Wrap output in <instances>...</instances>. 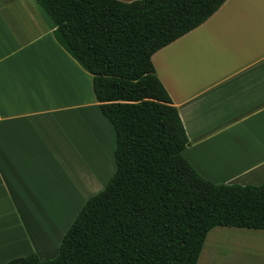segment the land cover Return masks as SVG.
I'll return each mask as SVG.
<instances>
[{
  "label": "crops",
  "instance_id": "0c3cea01",
  "mask_svg": "<svg viewBox=\"0 0 264 264\" xmlns=\"http://www.w3.org/2000/svg\"><path fill=\"white\" fill-rule=\"evenodd\" d=\"M56 25L36 0H0V264L33 252L44 260L54 228L39 220H52L55 188L69 183L64 163L86 145L88 107L100 110L92 75L57 42ZM152 61L196 170L216 183H263L264 0H225ZM220 226L197 264L203 255L220 262L219 240L232 227L240 246L224 264H264L263 228Z\"/></svg>",
  "mask_w": 264,
  "mask_h": 264
},
{
  "label": "trees",
  "instance_id": "16d2710c",
  "mask_svg": "<svg viewBox=\"0 0 264 264\" xmlns=\"http://www.w3.org/2000/svg\"><path fill=\"white\" fill-rule=\"evenodd\" d=\"M53 34L92 75L116 133V171L63 235L56 256L3 264H197L220 225L264 229V182L216 183L185 157L190 143L152 55L225 0H36Z\"/></svg>",
  "mask_w": 264,
  "mask_h": 264
},
{
  "label": "rangeland",
  "instance_id": "374dc122",
  "mask_svg": "<svg viewBox=\"0 0 264 264\" xmlns=\"http://www.w3.org/2000/svg\"><path fill=\"white\" fill-rule=\"evenodd\" d=\"M90 99H92V96ZM87 113L90 117V121H87L86 126V145L81 146L79 154L76 156L72 155V160L70 162L66 161L64 163L67 176L69 175V177H67L69 183L67 186H61L64 188H55L56 192L53 193L54 202L50 204L52 210H50L51 216H49L52 220H39L41 226L54 228L50 234V245L42 248L44 260L54 257H49L52 255L49 254L53 251V246L57 245L58 248L60 247L62 241L59 237L60 233H62V236L66 233L87 200L92 195L103 190L116 171L114 152L116 141L115 131L111 123L102 115L100 110L88 107ZM75 177H79L76 187L72 180ZM71 182H73V186ZM219 227H215L211 233H209L210 235L207 237L204 245L205 250H208L210 247L212 238ZM236 230L238 229L233 227L224 229L226 235H221V238L225 239H220V244L218 246L220 262L217 261L214 262V264H224V255L226 256L225 263H231L230 256L233 253L238 254L240 243L230 238L231 234L238 232ZM205 250L204 253L206 252ZM199 264H205V255L202 256Z\"/></svg>",
  "mask_w": 264,
  "mask_h": 264
}]
</instances>
